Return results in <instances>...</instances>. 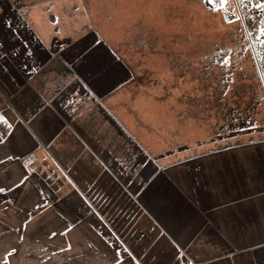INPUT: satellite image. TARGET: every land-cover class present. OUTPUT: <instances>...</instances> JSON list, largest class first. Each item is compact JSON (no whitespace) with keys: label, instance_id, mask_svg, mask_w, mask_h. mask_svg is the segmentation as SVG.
I'll use <instances>...</instances> for the list:
<instances>
[{"label":"crops","instance_id":"0c3cea01","mask_svg":"<svg viewBox=\"0 0 264 264\" xmlns=\"http://www.w3.org/2000/svg\"><path fill=\"white\" fill-rule=\"evenodd\" d=\"M59 9L2 6L0 264H264V149L159 163L157 88Z\"/></svg>","mask_w":264,"mask_h":264},{"label":"rangeland","instance_id":"374dc122","mask_svg":"<svg viewBox=\"0 0 264 264\" xmlns=\"http://www.w3.org/2000/svg\"><path fill=\"white\" fill-rule=\"evenodd\" d=\"M246 1L0 0V15L7 3L59 5L69 19L77 6L80 24L119 47L140 82L157 88V103L141 110L142 142L155 153L184 150L159 160L176 163L212 149H264V54L248 34L255 30ZM258 15L264 20V10Z\"/></svg>","mask_w":264,"mask_h":264},{"label":"trees","instance_id":"16d2710c","mask_svg":"<svg viewBox=\"0 0 264 264\" xmlns=\"http://www.w3.org/2000/svg\"><path fill=\"white\" fill-rule=\"evenodd\" d=\"M226 2V1H225ZM224 2V3H225ZM259 2L262 4V5H264V2L261 0H259ZM224 3H223V7H224ZM236 9H237V6L235 7ZM235 8L234 9H230L229 11H238V9L237 10H235ZM247 11L246 13H247V15H248V18H247V20L249 21L250 19H252L253 20V22H252V24H251V26L253 27V29H255V32H257V37L259 36V38H261V39H263L264 40V32H262L261 31V29H264V20L262 19V18H260L259 17V13H261L263 10H264V6H262V7H257V5H252V4H250V3H245L244 4V9H243V11ZM242 12V11H241ZM223 13H224V16L227 18L228 17V13L227 12H225V11H223ZM247 17V16H246ZM257 17V18H256ZM228 19V18H227ZM248 34L250 35V38H251V33L248 31ZM247 37V36H246ZM263 37V38H262ZM261 39H260V41H261ZM260 41H259V43L258 44H261L260 43ZM254 45H256V44H254ZM259 58V57H258ZM257 60V63L258 64H260L259 62H258V60L259 59H255V61ZM261 62V61H260ZM256 63V64H257ZM261 66V65H260Z\"/></svg>","mask_w":264,"mask_h":264},{"label":"flooded vegetation","instance_id":"af4514ba","mask_svg":"<svg viewBox=\"0 0 264 264\" xmlns=\"http://www.w3.org/2000/svg\"><path fill=\"white\" fill-rule=\"evenodd\" d=\"M207 1H209V0H207ZM259 1V0H258ZM261 1V0H260ZM263 2H264V0H262ZM222 2V1H221ZM247 3H250V4H254L253 3V0L252 1H246ZM245 2V3H246ZM256 3H257V0L255 1ZM213 3V2H212ZM258 4V3H257ZM224 8V7H223ZM223 8H221V9H223ZM237 9H238V11L240 12V10H239V8H238V6H237ZM248 24H249V21L247 20V26H248ZM250 25V24H249ZM255 30V29H254ZM249 32L251 33V42H252V45H253V47H254V50H257V54H259V55H262V54H264V40L263 39H261V38H259V39H261V41H260V43L261 44H256V40H257V32H255V33H252L250 30H249ZM263 38V37H262ZM254 44H256V45H254ZM252 49V48H251ZM253 50V49H252ZM258 55V56H259Z\"/></svg>","mask_w":264,"mask_h":264},{"label":"snow or ice","instance_id":"6c2138e0","mask_svg":"<svg viewBox=\"0 0 264 264\" xmlns=\"http://www.w3.org/2000/svg\"><path fill=\"white\" fill-rule=\"evenodd\" d=\"M262 6H264V5H261V4H258V5H257V7H262ZM5 23H7V22H5ZM9 26H10V25H9ZM261 31L264 32V29H261ZM68 247L70 248L71 245L69 244Z\"/></svg>","mask_w":264,"mask_h":264}]
</instances>
